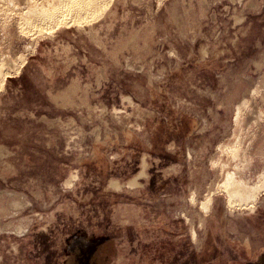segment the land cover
<instances>
[{"label": "rangeland", "instance_id": "obj_1", "mask_svg": "<svg viewBox=\"0 0 264 264\" xmlns=\"http://www.w3.org/2000/svg\"><path fill=\"white\" fill-rule=\"evenodd\" d=\"M65 1L0 0V264H264V0Z\"/></svg>", "mask_w": 264, "mask_h": 264}, {"label": "bare ground", "instance_id": "obj_2", "mask_svg": "<svg viewBox=\"0 0 264 264\" xmlns=\"http://www.w3.org/2000/svg\"><path fill=\"white\" fill-rule=\"evenodd\" d=\"M45 1V0H44ZM63 2V1H62ZM67 6L75 8L78 11L85 10V12H92L99 8L102 0H66ZM59 3V2H58ZM52 4V3H51ZM109 4V3H108ZM41 5V4H40ZM48 5V4H47ZM55 5V3H54ZM57 5V4H56ZM55 5V8H56ZM36 6V5H35ZM58 6V5H57ZM61 8V7H60ZM36 9V8H35ZM62 9V8H61ZM41 10V9H40ZM74 10V11H76ZM31 11V10H30ZM38 11V10H37ZM56 11H58L56 9ZM43 12V11H42ZM61 12V11H60ZM31 13V12H30ZM34 13V12H33ZM41 13V12H40ZM49 13V12H48ZM96 13V12H95ZM42 14V13H41ZM39 14L40 16H43ZM100 14V13H99ZM32 15V14H31ZM37 15V14H36ZM45 15V14H44ZM57 15V14H56ZM93 15V14H92ZM39 16V17H40ZM97 16V14H96ZM54 17V16H53ZM56 17V16H55ZM85 17V15H84ZM51 18V17H50ZM95 18V17H94ZM34 19V18H33ZM54 19V18H53ZM1 71V70H0ZM4 74V73H3ZM6 74V73H5ZM1 83V82H0ZM3 83V82H2ZM1 83V84H2ZM244 104V103H243ZM248 105V104H247ZM243 106V105H242ZM242 108V107H241ZM238 116V115H237ZM240 116V115H239ZM242 123V122H241ZM226 190L229 193L231 199H234L239 202L248 201L251 198H255V188L254 187H246L242 182L236 180L233 175L227 176L225 183L223 184ZM260 192V191H259ZM211 200L203 201V206L205 209L209 208Z\"/></svg>", "mask_w": 264, "mask_h": 264}]
</instances>
